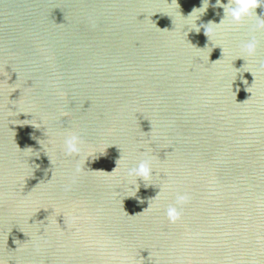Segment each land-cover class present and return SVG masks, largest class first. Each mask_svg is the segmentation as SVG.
Listing matches in <instances>:
<instances>
[{"label":"water","instance_id":"water-1","mask_svg":"<svg viewBox=\"0 0 264 264\" xmlns=\"http://www.w3.org/2000/svg\"><path fill=\"white\" fill-rule=\"evenodd\" d=\"M177 4L0 0L5 264H264V31L247 56L252 21L208 41L179 14L201 0ZM255 12L264 19V4ZM222 15L208 0L196 23ZM70 134L79 153L65 154ZM142 147L154 175L126 197L123 173L102 170L119 156L134 166Z\"/></svg>","mask_w":264,"mask_h":264},{"label":"clouds","instance_id":"clouds-1","mask_svg":"<svg viewBox=\"0 0 264 264\" xmlns=\"http://www.w3.org/2000/svg\"><path fill=\"white\" fill-rule=\"evenodd\" d=\"M165 3L169 5H174V4L178 5L177 0H165ZM215 4L221 6L223 9V15L221 19L219 20V22L209 21L207 22V24H204V25H198L196 23V20L208 7V0L206 4L202 3V0H201V5L199 7H193L187 15H181L180 12L179 14L181 17L185 18V21H184L185 24L190 23L193 26L192 30L199 31L200 28L203 27V31L207 39L209 37V34L213 33L221 25H224L225 22H227L228 24L238 25L243 20H245V18H247L249 21H252L249 25V39L247 41L242 42L241 51L244 55H247V56L254 55L256 48H257V44H258V40L256 38L255 33L257 31H264V19H261L259 15L256 14L255 9L258 6L260 7L262 4H264V0H226V2L224 3H222V0H215ZM254 14L256 18L253 20ZM210 22H211V26L206 27V25H209ZM238 57L244 60L243 56H238ZM219 58L220 57L212 61L218 60ZM208 59H209V56H208ZM260 67L264 68V61L261 62ZM236 69H239V68H236ZM245 71L251 74V76L253 77L252 79V82H253V80L255 79L253 73L247 69ZM237 73L234 75V79L231 82V86H232L233 81L236 80L237 78ZM241 82L245 85V90L250 93V95L246 98V99H249L253 95V93L250 91L252 82L249 85L247 81L243 78V76H241ZM237 103H240V102H237ZM80 143L81 142L79 138L75 134H70L66 136L64 139L65 154L79 153ZM142 148L144 150L141 151L140 154L143 158L137 160L134 166H131V167L126 166V161L122 163V161H124L125 158L119 156V158L115 161V166L110 171L99 169V170L104 171L105 173H114V172H117L119 169V171L123 173V176L129 181V186L134 188L132 195L126 196V197L135 196L138 190V187H139V185L137 184V177H139L141 180L145 182V181H150L154 175L153 174V170L155 169L154 164H153L154 158L153 156L150 155V149L144 148V147ZM86 158H87V155H85V158L83 160L84 164H85ZM80 170H81L80 166L77 165L76 171L79 172ZM149 184L150 183H145V187H147ZM166 188H167V185H164L163 187L159 188V191L155 194L154 197H160L164 195ZM137 199L139 200L138 197ZM189 199H190V195L187 192H181V193L176 194L177 203L187 202ZM150 207L151 205L147 204V207L143 208L141 211L148 209ZM125 212L127 211L125 210ZM59 215L62 216V214H59ZM165 215L167 216L170 222H173L179 218L180 211H178L174 205H169L166 208ZM63 225L64 226L61 227L60 224L57 223V226L61 232H63L65 229H68L72 226L71 224H69L67 221H64V220H63ZM0 264H5V262L0 260Z\"/></svg>","mask_w":264,"mask_h":264}]
</instances>
